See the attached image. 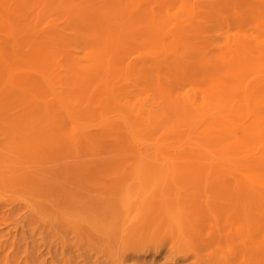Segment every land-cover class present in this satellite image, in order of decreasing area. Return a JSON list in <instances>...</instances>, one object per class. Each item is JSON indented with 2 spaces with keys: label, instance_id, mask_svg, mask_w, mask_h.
Here are the masks:
<instances>
[{
  "label": "bare ground",
  "instance_id": "bare-ground-1",
  "mask_svg": "<svg viewBox=\"0 0 264 264\" xmlns=\"http://www.w3.org/2000/svg\"><path fill=\"white\" fill-rule=\"evenodd\" d=\"M9 136L16 162L63 163L59 182L111 177L102 213L61 214L66 240L115 244L121 264L156 240L198 264H264V0H0ZM0 175L42 192L29 169ZM10 204L44 221L40 202Z\"/></svg>",
  "mask_w": 264,
  "mask_h": 264
},
{
  "label": "rangeland",
  "instance_id": "rangeland-1",
  "mask_svg": "<svg viewBox=\"0 0 264 264\" xmlns=\"http://www.w3.org/2000/svg\"><path fill=\"white\" fill-rule=\"evenodd\" d=\"M240 31L242 29L233 28V34H239ZM242 35H250L248 28ZM8 139L10 136L7 140L0 137V171L6 168L19 174V170L29 169L40 181L42 192L35 193L36 185L33 182L26 186L25 192L18 187L14 190L4 189V177L0 175V264H121L115 244L93 251L85 244L81 247L73 238L66 240L65 226L61 221V214L76 219L78 215L89 218L102 213L104 204L112 194L111 177L100 182L90 177L81 187L72 186L71 181L59 182L56 171L58 168L63 169V163L58 168L50 161H46L42 167L27 165L25 163L30 159L31 152H25V159L20 156V160L16 162V153L11 150V141ZM55 183L65 187L68 193L76 191L79 195L77 203L69 205L66 197L54 186ZM84 186L86 190L82 191ZM12 199L27 200L32 205L40 202L43 208L40 214L44 221L31 215L22 205L13 209L10 204ZM79 204L86 207L76 210ZM87 207L93 209L86 211ZM145 243L141 245V250L130 251L124 257L126 264H198L192 255L175 257L171 242L167 240H156L152 247H147Z\"/></svg>",
  "mask_w": 264,
  "mask_h": 264
}]
</instances>
